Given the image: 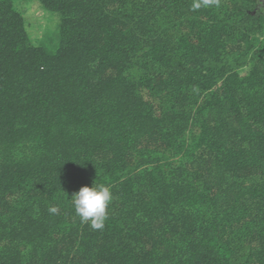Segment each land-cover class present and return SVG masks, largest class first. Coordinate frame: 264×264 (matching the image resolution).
I'll list each match as a JSON object with an SVG mask.
<instances>
[{
  "label": "trees",
  "instance_id": "16d2710c",
  "mask_svg": "<svg viewBox=\"0 0 264 264\" xmlns=\"http://www.w3.org/2000/svg\"><path fill=\"white\" fill-rule=\"evenodd\" d=\"M0 264H264V0H0Z\"/></svg>",
  "mask_w": 264,
  "mask_h": 264
},
{
  "label": "clouds",
  "instance_id": "9594fccd",
  "mask_svg": "<svg viewBox=\"0 0 264 264\" xmlns=\"http://www.w3.org/2000/svg\"><path fill=\"white\" fill-rule=\"evenodd\" d=\"M204 6L219 4V0H202ZM201 7V3H195L194 9ZM72 205L75 214L80 218L82 224H89L94 230H103L108 218V207L113 200L110 187H82L74 194ZM55 212L56 209H50Z\"/></svg>",
  "mask_w": 264,
  "mask_h": 264
},
{
  "label": "rangeland",
  "instance_id": "374dc122",
  "mask_svg": "<svg viewBox=\"0 0 264 264\" xmlns=\"http://www.w3.org/2000/svg\"><path fill=\"white\" fill-rule=\"evenodd\" d=\"M23 5L21 8L24 10V17L30 24L33 25L31 26V33L33 35L40 34L42 27L46 24V22L48 23L52 17L36 6H30L27 4Z\"/></svg>",
  "mask_w": 264,
  "mask_h": 264
}]
</instances>
